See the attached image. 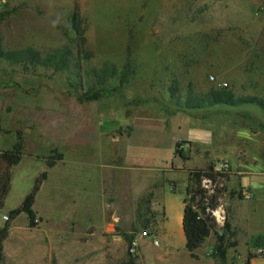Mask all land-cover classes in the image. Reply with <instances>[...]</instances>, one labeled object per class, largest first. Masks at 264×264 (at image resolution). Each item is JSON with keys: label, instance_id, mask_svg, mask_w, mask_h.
Here are the masks:
<instances>
[{"label": "rangeland", "instance_id": "rangeland-1", "mask_svg": "<svg viewBox=\"0 0 264 264\" xmlns=\"http://www.w3.org/2000/svg\"><path fill=\"white\" fill-rule=\"evenodd\" d=\"M75 18L88 51L83 70L107 62L119 70L129 66L132 73L122 96L80 102L70 83L75 77L0 59V146L8 147L17 131L25 142L20 163L12 167L11 190L0 217L30 190L44 166L37 156L53 147L71 150L63 142L66 130L71 136L84 128L90 135L102 110L127 108L133 99L136 104L153 100L172 106L187 98L197 105L187 108V116L207 129L191 140L188 136L196 132L192 121L187 123V149L184 142L178 146L187 160L178 161L176 189L182 193L188 168L225 162L231 176L213 211V232L221 233L226 220L225 243H235L220 260L264 264V253L255 252L264 248V0H0V49L44 52L67 42L76 54ZM62 113L69 114L66 129L58 126ZM151 197L149 193L134 209L128 197L122 199L123 211L108 232L122 238L125 254L102 257L95 264H136L137 255L128 252L131 238L142 229L158 233L159 214L151 208ZM52 207L42 199L36 211L48 215ZM26 220L25 213L19 214L13 231L21 230ZM17 235L4 241L0 264H89L73 258L69 237L63 252L48 261L39 228L26 225Z\"/></svg>", "mask_w": 264, "mask_h": 264}, {"label": "crops", "instance_id": "crops-1", "mask_svg": "<svg viewBox=\"0 0 264 264\" xmlns=\"http://www.w3.org/2000/svg\"><path fill=\"white\" fill-rule=\"evenodd\" d=\"M74 113L71 115L75 116ZM100 113L102 115L89 131L92 134L79 128L70 136L66 130L63 142L70 145L71 150L61 151V160L51 167L44 163L38 172L45 170L47 176L32 205L39 218L38 225L33 228L40 230L45 243L42 251L47 253L48 261L53 254L63 252L66 237L71 240L73 258L86 259L89 264H95L102 257L125 254L122 238L108 232L112 219H119L123 211L120 209L122 199L128 197L134 209L137 202L152 193L151 208L159 214L155 223L159 243L155 245L150 239L139 237L136 264H225L214 252L215 239L211 234L195 249L197 257H191L185 248L181 225L185 183L179 193L174 172L181 169L179 159L185 161L187 158L181 159L174 150L177 142H184L187 149L188 122L192 121L196 132L188 136L191 140L199 138L201 130L207 129L205 123L187 116L186 107L160 105L153 100L130 103L127 108L113 107ZM67 115L62 113L58 125L64 129ZM250 185L256 187V182L251 181ZM49 187L52 192L45 194ZM10 190L11 184L4 204ZM42 199L53 206L52 213L43 215L36 211L37 202ZM10 209L6 208L5 213ZM12 222L8 236H16L27 225L26 220L24 227L14 232ZM3 223L0 217V226ZM234 225L232 223L231 227ZM250 231L256 232L255 229ZM101 244L106 246L102 250Z\"/></svg>", "mask_w": 264, "mask_h": 264}, {"label": "trees", "instance_id": "trees-1", "mask_svg": "<svg viewBox=\"0 0 264 264\" xmlns=\"http://www.w3.org/2000/svg\"><path fill=\"white\" fill-rule=\"evenodd\" d=\"M79 20L72 21V29L75 33L74 40L77 41L76 54H73L69 43L59 47L49 48L40 52L32 47H23L15 50L3 51L0 49V59L24 66H40L51 69L54 72L66 73L69 77H75L71 86L75 87L76 99L80 102L91 100H108L115 95L122 96L124 84L128 81V75L132 73L129 66L118 69L115 64L104 62L99 67H90L83 70L82 60L88 56L84 45L83 30L78 24ZM83 54V55H82ZM81 55V57H80ZM85 78V80H84ZM115 80L116 84H112ZM135 99L130 103H135ZM183 107L192 109L196 104L187 102H175ZM136 104V103H135ZM3 130L0 128V134ZM24 138L17 131L16 139L8 146H0V209L3 208L5 197L10 189L12 178V167L19 163L24 153ZM176 143L175 153L183 160L187 158L178 149ZM42 159L47 167L53 166L63 158V153L53 147L47 154L37 156ZM214 161H207L200 167H192L186 170V183L183 192L182 231L185 238V248L190 256L196 258L195 249L200 247L207 237L214 231L216 220L213 211L219 205V200L227 191L225 182L231 176L230 169L217 170ZM45 170L38 173L32 183L30 190L25 194L20 204L7 211V220L0 226V256L2 242L8 236L11 222L20 214L25 213L27 226L36 227L39 218L36 216L32 205L42 181L46 178ZM207 182L209 183L207 185ZM172 189L175 190L174 183ZM242 196V194H238ZM230 225L225 220L222 232H213L215 235L214 252L219 258H224L228 246L235 242L225 243V235L229 233Z\"/></svg>", "mask_w": 264, "mask_h": 264}, {"label": "built area", "instance_id": "built-area-1", "mask_svg": "<svg viewBox=\"0 0 264 264\" xmlns=\"http://www.w3.org/2000/svg\"><path fill=\"white\" fill-rule=\"evenodd\" d=\"M215 168L217 170L226 169L227 168V164L225 162H216L215 163ZM244 196L245 197H249V194L248 193H244ZM1 219H2V221L7 220V213H3L1 215ZM139 237H146V238L150 239L151 242L153 244H155V245H157L159 243V239H158L156 233H154V232H152L150 230H147V229H142L141 231H139L137 233L136 236H134L133 238H131V240L129 241V244H128V252L132 256H136L138 254V239H139ZM255 252L257 254L264 253V248L257 247L255 249Z\"/></svg>", "mask_w": 264, "mask_h": 264}, {"label": "bare ground", "instance_id": "bare-ground-1", "mask_svg": "<svg viewBox=\"0 0 264 264\" xmlns=\"http://www.w3.org/2000/svg\"><path fill=\"white\" fill-rule=\"evenodd\" d=\"M34 252V251H33Z\"/></svg>", "mask_w": 264, "mask_h": 264}]
</instances>
